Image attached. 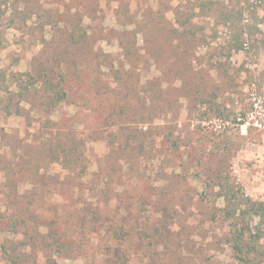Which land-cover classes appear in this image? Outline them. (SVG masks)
Wrapping results in <instances>:
<instances>
[{
    "label": "rangeland",
    "instance_id": "374dc122",
    "mask_svg": "<svg viewBox=\"0 0 264 264\" xmlns=\"http://www.w3.org/2000/svg\"><path fill=\"white\" fill-rule=\"evenodd\" d=\"M49 14L55 15L60 30L48 21ZM71 14H84L81 27L103 60L102 72L109 74L110 60L117 68L123 63L135 71L137 87L128 98L96 94L89 86L95 78L91 64L99 58L84 54V79L72 70L66 83L68 99L52 114L44 113L40 91L31 92L28 101L20 99L19 79L28 71L37 72L68 44L61 29L70 27ZM147 14L165 19L161 25L153 20L137 35V67L120 38L139 30L124 24L144 21ZM179 18H188L197 35L179 38ZM160 28L168 35L153 34ZM238 42L243 47L233 51ZM151 50L160 59L151 57ZM103 77L109 82L108 75ZM116 101L127 105L129 116L105 121ZM87 104L103 111H91ZM46 118L58 122L56 128L63 132L76 124L87 141L91 182L84 196L94 202L101 196L106 216L122 213L141 228L127 245L133 264H244L226 240L236 219L224 218V198L217 185L221 179L212 183L209 174L221 167L223 178L241 185L253 200L264 201V0H0V264H104V233L81 240L74 232L72 238L83 250L59 254L30 248V241L12 226L19 209L52 217L49 208L65 215L81 200L58 164L42 166L45 185L26 178L22 150L42 135L40 127L50 130ZM138 136L145 142L143 152L129 148L126 157L111 148L116 140V145L129 138L131 144L140 143ZM37 151L35 146L34 154ZM163 188L169 192L165 199L175 197L170 205L178 214L169 221L171 231L153 238L158 213L139 198ZM38 216L34 220L41 221ZM249 219L251 231L246 235L261 238L248 264H264V221L253 214Z\"/></svg>",
    "mask_w": 264,
    "mask_h": 264
},
{
    "label": "trees",
    "instance_id": "16d2710c",
    "mask_svg": "<svg viewBox=\"0 0 264 264\" xmlns=\"http://www.w3.org/2000/svg\"><path fill=\"white\" fill-rule=\"evenodd\" d=\"M113 1L116 2L117 0ZM66 12L70 14L68 11ZM47 17H49L48 21H50L51 24L56 18L55 15L51 14ZM145 18L148 20L145 19L144 21H139V23L134 22L130 17L129 19L131 21L124 24L123 27L126 28L127 25H135L139 30L128 31L124 34L127 35L126 39L120 38L123 43L126 41L124 44L126 54L132 59L133 66L136 65L137 67L138 65L136 63L139 62V58L134 50L137 45V35L142 32L144 33L145 31L142 30L152 26L155 22L161 25L165 19L164 15L157 18L153 14H147ZM83 19L84 14L79 18L73 17V14H71L68 19L70 27L64 30L61 29L64 33L63 35L67 36L66 41L68 44L63 49L55 51L54 55L49 56L37 72L28 71L22 75L24 76V80H22V78L19 79L21 80L19 86V96L21 100L28 101L31 92L40 91L41 97L44 98L41 104L42 111L52 114L58 106L69 97L66 83L71 71L73 70L80 80L84 79L80 73L81 68H83V63L80 61L82 56L84 54H89V56L98 59L99 52L90 44L88 31L85 29L83 30L81 27ZM153 20H155V22ZM177 22L179 26L182 27L177 29L179 38L187 40L191 36L197 35V29L193 27L191 23H188V18L185 21L179 18ZM58 23L59 22L55 20L52 25L55 26V28L57 27V30H60V28H58L59 26H57ZM181 29L183 31H181ZM121 33H123V30ZM154 33L162 36L168 35L164 28H160L158 31L153 32V34ZM116 37L119 38L117 32ZM242 47L243 43L238 42L232 50L238 51ZM150 55L151 57L154 55L157 58L160 57L155 50H151ZM98 60V62H94L96 64L93 62V64H91V70L95 78L89 88L99 95L112 92L115 98L119 99L120 95L128 98V95L134 92V89L137 87V82L134 80L136 76L135 71L132 70V68L126 69L123 63L120 64V68H117L115 67V63L110 60L108 62L110 66H106L109 69V74H105L106 72H102L103 70L100 63V61L103 60H100V58ZM103 75H108L109 82L103 81L105 79ZM138 81L141 82L140 77ZM189 89L191 90V88ZM125 90L126 92L123 94ZM192 90L198 91L195 87L192 88ZM117 105L120 107L119 110L116 109ZM87 106L94 112L96 109L103 111L102 107L95 106V104L91 106L87 104ZM110 109L111 110L107 114L109 117H105V121L129 116L127 105H121L120 101L113 103ZM20 111L21 108L18 107L16 112L18 113ZM45 123L47 129L50 130H44V127H40L39 129L43 130L42 135L33 140L31 144L27 143L23 147V153L20 158L23 161L21 166L27 171L25 174L26 178L33 180V183L41 181L39 184L44 183L45 185L47 182L44 178V174L47 172H42V166L49 163L58 164L67 172L66 175L70 181L75 183L76 192H79L81 200L73 210H68L69 212L65 215H62V213L57 210V207L49 208L54 210V215L52 217L40 214L29 208L19 209L13 214L15 216L13 217L12 226L15 227L17 233H20L30 241V248L51 250V252H57L59 254L67 252L69 249L72 251L83 250L80 241H76L72 238L74 232L77 233L78 236L81 234V240L83 238L85 239L89 234L104 233V236L108 240V242H106L107 244L104 245L106 253L104 264H133V258L127 249V245L132 238H134L135 234L139 233L141 228L138 229L135 225L130 224L128 217L121 212V216H118V214L113 215L112 218L106 216L104 209L107 208V205L103 204L104 201L101 202V196L97 198L98 202L89 200L84 196L85 193L83 192L88 182H91L87 179L89 174V162L86 139L83 135H79L76 130V124L67 127V131L63 132L56 128L58 122L46 118ZM240 123L243 124L244 122ZM137 139L141 142L131 144V139L129 138L125 143L119 142V144L116 145L117 140L115 142L113 141L111 143V148L116 149L120 153L124 152L126 157H130L126 152L129 148L131 151L143 152L145 142L143 139H140L139 136ZM35 146L38 147V151L34 154ZM31 155H34L37 159H35V157L34 159H30ZM125 163L129 165L130 158H128ZM223 173L224 169L217 167L214 173L209 174V178L212 183H214L217 178L221 179L217 185L221 188L219 193L224 198V218L236 219L235 222H231L232 225L226 240L230 244L231 249L235 252L236 257L244 264H248L251 259L250 255L258 251L257 243L261 238L259 234L250 233L249 236L246 235L247 231H251L249 216L253 214L258 217L260 221H264V201L253 200L246 194L241 185L232 184L228 177L223 178ZM44 185L42 187H45ZM99 186H102V184L100 183ZM14 188L15 186L12 187V191ZM97 188L98 187L95 186V189ZM43 190L46 191V188ZM97 190H101V187ZM103 192L104 190H102L101 194L106 195ZM166 192L169 193L163 188L159 193L156 192L150 197L139 198L140 204H149L152 206L151 208L158 213L157 223L159 226L153 229V233L151 234L153 238H155L157 234L164 236L166 229L171 231V225L173 223L169 221L171 219L174 220L178 214L176 208L170 205L175 197L169 196L168 199H165V197L168 196ZM14 193L16 194L15 190L13 194ZM127 210V212H130L129 209ZM29 213L31 215H29ZM36 214H39L38 218L41 219V221L34 220L33 217ZM21 216L22 218H20ZM81 243L84 242L82 241ZM54 249L56 250L54 251Z\"/></svg>",
    "mask_w": 264,
    "mask_h": 264
}]
</instances>
